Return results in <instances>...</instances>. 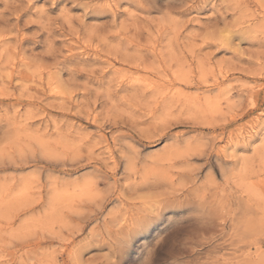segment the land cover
Segmentation results:
<instances>
[{"label": "rangeland", "instance_id": "374dc122", "mask_svg": "<svg viewBox=\"0 0 264 264\" xmlns=\"http://www.w3.org/2000/svg\"><path fill=\"white\" fill-rule=\"evenodd\" d=\"M76 2L0 0V264H264V0Z\"/></svg>", "mask_w": 264, "mask_h": 264}, {"label": "snow or ice", "instance_id": "6c2138e0", "mask_svg": "<svg viewBox=\"0 0 264 264\" xmlns=\"http://www.w3.org/2000/svg\"><path fill=\"white\" fill-rule=\"evenodd\" d=\"M40 2L42 3L43 0H40ZM143 2L152 8H159L163 4V0H143ZM50 6L53 9V13L60 11L61 7H63L64 10L63 12H61V15H67L69 11H71L72 13H76V12L85 11L90 8L96 11H99L101 8L107 10L112 7L111 5H90V4L79 3V2L73 3V0H52V3ZM0 7H3V6L0 5ZM122 7L123 6L121 5V8ZM196 7H199V5L189 6L190 9L196 8ZM140 10H142V8ZM89 18L90 19L91 18L108 19L109 17L108 16L92 17L91 15H89ZM41 39H43V37H41ZM262 107H264V104H262ZM261 133L262 135H264V129H261ZM185 135L192 136L193 133L189 131L185 133ZM257 139H260V137H258ZM210 166L215 167V163L213 162ZM121 167H123V165ZM175 206H177L175 201L161 202L160 206H150L147 208H141L137 206L135 208V211L133 212L132 223L134 227H137V228L143 227L147 225L148 223H150L151 220L154 219L159 214V212L163 210V208L175 207ZM130 238H131L130 233L122 234V238L119 239V247L120 248L127 247V244ZM156 254L157 255L160 254L159 248L156 249ZM117 264H120L119 257L117 258ZM141 264H158V262L151 258V253H150L147 259L142 260Z\"/></svg>", "mask_w": 264, "mask_h": 264}]
</instances>
